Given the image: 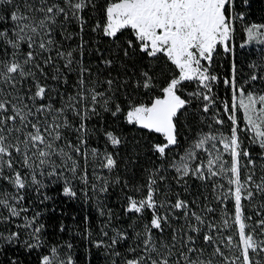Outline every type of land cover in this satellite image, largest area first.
I'll list each match as a JSON object with an SVG mask.
<instances>
[{"label": "snow or ice", "instance_id": "snow-or-ice-1", "mask_svg": "<svg viewBox=\"0 0 264 264\" xmlns=\"http://www.w3.org/2000/svg\"><path fill=\"white\" fill-rule=\"evenodd\" d=\"M236 7L237 0H0V255L23 249L39 253L37 264H77L73 243L49 241L36 210L53 199L49 184L62 182L64 197L96 196L99 238L87 227L80 235L111 264H264V54L242 73L233 44L240 21L241 47L264 53V23H244ZM86 31L99 38L91 51ZM74 39L75 47L65 45ZM86 55L96 57L95 71ZM221 83L230 101L217 96ZM193 107L211 113V123L201 116L183 152L173 153L180 119ZM109 116L149 134L141 139L159 164L142 168L141 183L130 186L117 173L121 164L133 170L143 145L111 128ZM100 136L103 146H93ZM121 148H131L126 159ZM170 170L184 192L190 179L210 186L219 219L203 193L189 200L162 189ZM113 185H123V212L136 217L131 232L113 227L115 214L101 206ZM7 264L24 261L13 255Z\"/></svg>", "mask_w": 264, "mask_h": 264}, {"label": "trees", "instance_id": "trees-1", "mask_svg": "<svg viewBox=\"0 0 264 264\" xmlns=\"http://www.w3.org/2000/svg\"><path fill=\"white\" fill-rule=\"evenodd\" d=\"M237 12H244L245 13V21L244 23H251V22H258L264 23V0H247V4L243 3V0H237ZM237 32L233 39V44L235 46L236 57L238 62V67L241 69L242 73H247V63L251 60H258L260 56L264 53L261 52V47H255V45H245L244 44L245 35L242 30V25L240 21H237ZM72 31H76V28L73 26L71 29ZM129 32L124 33V37H127ZM124 37H121L123 39ZM84 38L86 41L89 42V51H91L92 41L98 40L99 38L94 36L90 31H86L84 34ZM61 38L57 36V40ZM78 41L76 39L72 41L65 42V45L71 44L75 47ZM101 49L108 47V41H103L99 44ZM95 60L96 57L93 55H86L85 63H91L93 67V71L96 70L95 68ZM217 61L223 63L225 65L224 68L220 69L221 74L226 71V66L228 63V57L226 54L221 53L220 56L217 57ZM113 75H115V70H113ZM70 84L73 80V77L69 78ZM259 86V85H258ZM189 90H191V86L189 85ZM70 90V89H69ZM63 91V87L61 88ZM215 92L217 96L222 99H229L230 101V94L227 92L223 84H218L215 87ZM221 105L218 102L217 108H220ZM213 112L215 109L212 110ZM195 113V115H193ZM241 119V124L243 125L242 121V110L238 114ZM201 116H204V120L206 123H211V113L207 114L206 116L203 113L196 111L195 107L189 110V112L182 116L180 119V123L185 125L182 129V136L180 140V147L174 148L173 153H182L184 148L187 146L189 139L194 136V134L199 130L201 127ZM107 123L110 125L111 128H115L117 130H122L124 135L129 139L132 140L135 137L137 140H140L141 144L143 145L142 149H137L136 151L139 153V160L138 163L134 166L133 170L130 172H124L123 168L124 165L121 164V170L117 173L121 176L122 180H128L129 185H135L138 183L143 182L144 173L142 168H148L150 166V161L159 164V161L155 156H153L150 152L147 151V144L144 140L141 139V136H148L147 132L139 133L136 130H133L121 122L113 121V119L109 116L107 117ZM96 124V121H92L90 127ZM191 126V131L188 130V126ZM203 130L208 131V128L203 125ZM151 139L159 142L161 137L153 136ZM93 146H103L104 139L102 136L99 137V141L92 142ZM111 147H109V151H111ZM120 156L122 159L127 158V154L131 151L129 148L127 151L124 148L120 150ZM257 149L253 150V154H256ZM227 158V157H226ZM105 175L108 173L105 171ZM168 177L167 184L162 183L161 188L164 189L167 186H171V193L173 197L176 193H179L182 198L191 199L192 194L196 193L197 191L203 193V196H208L212 205L217 208L216 218L219 219L220 217V205L216 203L215 200L212 199V189L211 187H203L201 186V182L195 180H189V184L191 185L188 192H184L182 185H177L173 180L172 176L174 173L170 170L167 173H164ZM261 173L259 170L257 171V176L259 177ZM61 183L58 182L56 184H49V188L46 190L49 196H52L53 199L50 201L45 202V204L39 206L36 210L43 212L42 220L46 226V235L49 241L52 243H63L65 241H70L74 245L73 251L75 252V256L77 258V264H111V261L105 254V250L103 248L97 249L92 247L85 241L80 233H83L85 228H90L92 231V238L97 239L99 238V225L102 222V219L98 214V207L96 196L90 193L91 199L87 201L83 197V195L78 194L77 199H69L60 195L61 192ZM220 183H224L225 187H227L226 181H220ZM81 186L77 184V188L79 189ZM123 185L116 186L113 185L110 187V190L107 194L100 195L99 200L101 202V206L104 208L112 209L114 215V219L112 222L113 227H120L124 229H128L129 224L136 219V217L129 218L128 215H125L123 212V206L126 201L123 199L125 192L122 189ZM127 194L131 195L133 192L131 191V187L127 190ZM203 196L200 199H203ZM254 203H259L256 201ZM228 211L231 212L233 210V205L231 202L227 204ZM245 214L246 215H253L252 205L246 203L245 207ZM146 215H150L146 213ZM88 217V221H85V217ZM256 217L253 215V221L255 222ZM61 223L64 224L65 230L63 232L60 231ZM131 232V229H128ZM109 235H112L110 232ZM131 244L132 241L129 240L127 242ZM127 244L118 247V251L123 252ZM88 249H90V254L88 253ZM38 252H34L31 256H27L23 249H18L15 252L13 250H9L6 254L0 255V264H7V258L13 255L17 256L19 259L24 261V264H37V256Z\"/></svg>", "mask_w": 264, "mask_h": 264}, {"label": "rangeland", "instance_id": "rangeland-1", "mask_svg": "<svg viewBox=\"0 0 264 264\" xmlns=\"http://www.w3.org/2000/svg\"><path fill=\"white\" fill-rule=\"evenodd\" d=\"M246 38V37H245ZM253 45H255V44H253ZM255 47H262V46H259V45H255Z\"/></svg>", "mask_w": 264, "mask_h": 264}]
</instances>
